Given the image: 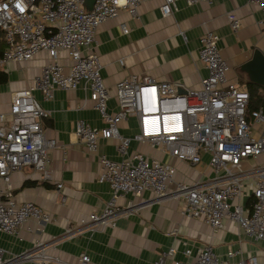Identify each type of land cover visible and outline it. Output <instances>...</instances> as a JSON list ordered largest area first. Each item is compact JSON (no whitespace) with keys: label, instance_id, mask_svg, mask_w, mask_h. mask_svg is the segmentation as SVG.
Returning <instances> with one entry per match:
<instances>
[{"label":"built area","instance_id":"obj_1","mask_svg":"<svg viewBox=\"0 0 264 264\" xmlns=\"http://www.w3.org/2000/svg\"><path fill=\"white\" fill-rule=\"evenodd\" d=\"M146 0H94L91 9L85 0H0V31L5 48L0 53V69L9 61H25L39 51L50 60L26 88L15 91L10 107L0 111V232L14 233L29 220H50V214L30 200L19 202L13 194L11 173L31 166L44 180L51 178L50 151L58 144L47 137L41 120L48 114L32 93L38 88L45 99L53 97L55 88L73 89L81 85L94 101L103 119L101 126L79 118L75 132L89 151L98 139L116 140L119 159L99 154L101 170L97 180L107 182L110 196L99 211L81 220L91 229L115 224L117 214L131 212L117 202L120 196H140L148 191V202L163 197L181 199V212L196 217L214 228L224 219L235 222L254 239L264 238V164L245 167L246 159L264 152V112L261 106L248 110L249 92L237 81L227 79L228 61L220 53L219 35L206 31L199 38L198 56L207 72L198 88L185 87L178 81L156 80L131 74L115 84L116 110L107 106L109 93L100 72L101 62L95 50L100 24L123 9L137 16L138 6ZM178 0H162L160 10L168 16L177 10ZM188 5L199 1L184 0ZM262 11L264 0H249ZM229 26L236 31L240 20L227 14ZM122 31L128 32L123 25ZM70 60L65 66L60 53ZM183 88L184 91H179ZM129 115L137 118L138 130L131 136L119 131V122ZM147 142L180 160L199 162L203 152L209 154L212 176L193 182L175 180V166L166 160L149 157L140 150L129 152L131 139ZM57 187L62 183L58 182ZM247 199L242 202L243 197ZM43 240L20 252L0 246V264H87L90 257L81 252L78 263H65L47 251ZM174 246L162 251L155 264H163ZM186 254L189 248L184 250ZM240 252L229 247L227 255ZM211 243L198 247L189 260L174 259L172 264H223ZM238 264H257L254 256L241 257Z\"/></svg>","mask_w":264,"mask_h":264},{"label":"crops","instance_id":"obj_2","mask_svg":"<svg viewBox=\"0 0 264 264\" xmlns=\"http://www.w3.org/2000/svg\"><path fill=\"white\" fill-rule=\"evenodd\" d=\"M162 0H146L139 4L137 16L121 9L97 29L95 46L101 62V75L107 87V106L116 110V82L131 74L149 76L156 80H173L185 87L198 88L200 79L207 72L199 59V38L206 31L219 35L220 53L228 61L227 79L237 81L246 88L253 80L247 67L241 64L251 58L255 50L264 54V22L262 11L249 0H210L188 5L178 0L177 10L163 16ZM234 13L240 27L234 31L229 26L227 14ZM128 32L122 31V26ZM50 60L46 51H39L25 61H7L0 69L7 73V80L0 82V111L10 107L12 94L29 87L41 68ZM59 61L67 66V53H60ZM83 84V83H82ZM73 89L55 88L53 97L45 99L35 88L32 93L47 109L41 120L47 137H54L58 144L50 151L51 178L44 180L31 166H23L11 173L13 194L17 201L30 200L50 214V220L38 223L29 220L17 232H0V246L10 252H20L30 247L36 239L48 243L47 251L65 263H78L85 252L87 264H155L162 251L174 246V252L163 264L174 259L189 260L199 246L211 243L223 264H238L241 257L254 256L257 264H264V238L254 239L230 219L223 226L214 228L199 218L181 212V199L163 197L148 202L150 194H126L117 200L120 206L132 201L129 214L115 216L113 226L99 225L91 229L81 220L92 211H99L110 196L107 182L97 180L101 170L99 154L119 159L116 140L98 139L96 150L89 151L75 132L79 118L101 126L103 119L94 107V101L83 86ZM138 130L137 118L129 115L119 122V131L131 136ZM140 150L149 157L166 160L176 168L174 179L193 182L212 176L208 163L209 154L203 152L199 162L180 160L149 145L131 139L128 151ZM264 164V152L246 159L250 167ZM61 182V187L57 183ZM247 197L242 198V202ZM229 247L240 252L228 256ZM190 249L186 254L184 250Z\"/></svg>","mask_w":264,"mask_h":264},{"label":"trees","instance_id":"obj_3","mask_svg":"<svg viewBox=\"0 0 264 264\" xmlns=\"http://www.w3.org/2000/svg\"><path fill=\"white\" fill-rule=\"evenodd\" d=\"M5 48V41L3 33L0 31V53ZM7 80V73L0 70V82H5ZM247 90L249 92L250 98L248 103V110L257 108L261 106L264 112V86L258 85L250 80L246 81Z\"/></svg>","mask_w":264,"mask_h":264},{"label":"water","instance_id":"obj_4","mask_svg":"<svg viewBox=\"0 0 264 264\" xmlns=\"http://www.w3.org/2000/svg\"><path fill=\"white\" fill-rule=\"evenodd\" d=\"M94 0H85V6L87 9H91ZM243 67H247L250 76L253 80L264 85V54L255 50L250 59L241 64ZM179 91H184L183 88H179Z\"/></svg>","mask_w":264,"mask_h":264}]
</instances>
